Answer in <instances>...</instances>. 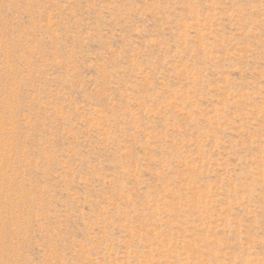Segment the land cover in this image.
Here are the masks:
<instances>
[{"label": "rangeland", "instance_id": "rangeland-1", "mask_svg": "<svg viewBox=\"0 0 264 264\" xmlns=\"http://www.w3.org/2000/svg\"><path fill=\"white\" fill-rule=\"evenodd\" d=\"M0 264H264V0H0Z\"/></svg>", "mask_w": 264, "mask_h": 264}]
</instances>
